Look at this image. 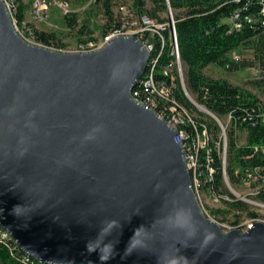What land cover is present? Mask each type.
Instances as JSON below:
<instances>
[{
  "label": "water",
  "instance_id": "95a60500",
  "mask_svg": "<svg viewBox=\"0 0 264 264\" xmlns=\"http://www.w3.org/2000/svg\"><path fill=\"white\" fill-rule=\"evenodd\" d=\"M150 58L136 36L31 44L0 0V226L46 264H264V222L210 217L178 132L133 97Z\"/></svg>",
  "mask_w": 264,
  "mask_h": 264
},
{
  "label": "trees",
  "instance_id": "16d2710c",
  "mask_svg": "<svg viewBox=\"0 0 264 264\" xmlns=\"http://www.w3.org/2000/svg\"><path fill=\"white\" fill-rule=\"evenodd\" d=\"M132 7L137 14L147 13L152 18L165 22L162 18L171 8L178 12L174 17V27L177 35L180 58L185 72V84L190 95L195 97L198 104L207 108L219 120L231 116L227 125L228 146L225 160L218 141L209 143L199 152V174L205 191L229 197L225 204L233 209L247 210L248 204L238 201L228 190L226 180L233 186L243 183L248 173L264 171V104L257 96L246 89L234 85L227 80L214 79L204 73L209 65H216L229 72L243 69H256L260 73L258 79L251 81V85L264 88V0H131ZM87 2V0H81ZM114 0H96L101 5L107 19L103 26V34L121 26L119 17L113 11ZM151 5V8L148 5ZM26 7L21 6L16 15L19 24L26 21ZM240 14L243 27L236 29L232 22L233 16ZM254 17L253 23L245 21L246 17ZM66 26L76 30L81 24L78 14L64 17ZM89 18L84 20L78 30L81 43L94 40L93 31L89 29ZM36 42L44 47L57 50L63 45L56 44V34L39 31L31 25ZM168 34V33H167ZM245 49L252 53V58H233L231 54L238 49ZM171 46L168 44L161 60L162 64L169 62ZM180 85V83H179ZM178 85V86H179ZM175 97L192 114L198 111L192 100L180 89L174 92ZM204 115L205 114H201ZM210 116V115H208ZM211 117V116H210ZM201 120L195 117L198 132L204 130L215 133V139L222 132L221 126L213 118ZM192 128V125L187 126ZM193 135L196 130L192 128ZM244 135V144L240 134ZM223 145V144H222ZM223 149V148H222ZM210 168L214 171L213 179L209 181ZM252 199L264 203V189ZM207 211V209L205 208ZM224 211L212 210L210 217L218 221ZM208 213V212H207ZM251 217H257L250 212ZM0 226V264H27L22 261L26 254L14 248L13 241L2 239ZM34 264H39L34 261Z\"/></svg>",
  "mask_w": 264,
  "mask_h": 264
},
{
  "label": "built area",
  "instance_id": "2783aa9c",
  "mask_svg": "<svg viewBox=\"0 0 264 264\" xmlns=\"http://www.w3.org/2000/svg\"><path fill=\"white\" fill-rule=\"evenodd\" d=\"M4 2L19 35L27 42L36 44L37 42L31 28L32 23L26 20L19 24L17 20L16 15L21 6L29 7L33 23L43 24L48 22L50 16L52 19V7L58 8L60 15L64 17L69 14H78L77 10L73 11L71 5L81 2V0H4ZM95 4L96 0H87V8H91ZM85 10L86 8L84 11ZM118 11L119 20L121 21L120 27L112 29L106 34H102L100 39H97L93 35L94 40L86 44L81 43L76 52L91 53L98 51L117 36H136L141 40L143 45L151 53V58L145 75L133 90V97L138 102L156 111L161 118L167 120L178 132L176 140L182 142L185 147L186 159L192 175V185L202 205L204 206L203 199L206 203L208 201L215 204L221 203L224 200H229V197H222L210 192V190L205 191L203 188L202 179L198 170L199 152L207 146L206 142H202V136L206 135L207 130H204L202 134L198 132L194 120L195 113L192 114V112L184 107L174 95V92L179 89V86L186 96L189 94L184 79L183 63L180 58L174 18L170 16L167 21L160 22L147 13L137 14L132 4L128 3H120L118 5ZM168 11L171 13V8H169ZM245 21L253 23L255 19L249 16L246 17ZM232 22L236 29L240 30L243 27V22L238 13L233 16ZM168 44L171 46L170 57L172 59L162 64L161 60L165 56L164 49ZM187 97L191 98L190 95ZM194 105L196 106L195 103ZM197 109L200 110V112H198L202 114V107H197ZM227 119L228 122H230L231 116L229 115ZM189 125H192V128L196 130L195 135H193L192 128H187ZM221 128L226 131L227 127L221 125ZM213 174L214 171L210 168V175L207 177L209 181L213 179ZM226 182L230 186L228 180H226ZM241 185L254 186L256 187V193L254 195L259 194L260 191L264 189V171L263 173L261 170L255 173H248ZM204 208H206V206H204ZM252 226L253 225L248 226L247 229ZM2 229V239L13 241L15 244L14 248L21 249L10 232L3 227ZM23 252L26 254V256L22 258L24 263L34 264L35 261L39 264H46L34 259L25 251Z\"/></svg>",
  "mask_w": 264,
  "mask_h": 264
},
{
  "label": "rangeland",
  "instance_id": "374dc122",
  "mask_svg": "<svg viewBox=\"0 0 264 264\" xmlns=\"http://www.w3.org/2000/svg\"><path fill=\"white\" fill-rule=\"evenodd\" d=\"M120 3L132 4V1L114 0L113 11L117 18L119 17L118 5ZM148 7L151 8V5L149 4ZM71 8L73 9V11L77 10L79 15V22L81 25L76 30L70 29L69 27L66 26V23L64 21V16L60 15V11L56 7H52V19L50 16V19L48 20L47 23H43V24L33 23L30 16V9L28 6H26L25 16H26V20L31 22L32 25L39 31H43L49 34L52 33L56 34L57 37L56 44L63 45V48L59 49V51L66 53H77L76 51H78L79 49V45L81 44V39L84 40L86 38V35L82 37H79L78 35V30L82 26L84 20L89 18L90 20L88 26L89 29L93 31V35L97 39H100L104 30L103 26L106 24L107 19L104 15V11L101 8V5L99 4L98 5L95 4L93 7L87 8V2H78L76 4L71 5ZM85 8L86 10L84 11ZM170 12L171 13H169L168 11L166 14H162V18L168 20L170 16L174 18L175 15L178 14V12H173L172 10ZM35 45L42 46L38 43H36ZM231 57L252 58L253 56L250 51L240 48L237 51L233 52L231 54ZM185 72L186 70L183 66L184 77H185ZM204 73L210 78L227 80L234 85L246 89L247 91L257 96L259 100L264 104V88L263 89L256 88L252 86L250 83L254 79H258L260 77V73L256 69H243L236 72H229L221 67L212 64L204 69ZM190 97L192 99L194 98L195 100L194 96L190 95ZM198 111L200 112V110ZM198 111L195 113V117L201 120H208V117L210 116H208L207 113H205L202 110L203 111L202 113L206 115V116L204 115L202 116ZM220 123L223 127H227V125H229L227 117L220 120ZM228 130L227 129L226 131L222 130V132L218 135V139H215L214 137L215 133H213L212 131H207L206 135L202 136V142H206L208 145L210 142L216 143L218 141L217 147L219 149L221 148V154L223 158H225V151L228 146V135H227ZM240 138H241V143L244 144V135L242 133L240 134ZM226 186L229 192L238 201L248 204L247 210L233 209L229 207L227 204H225L224 201L215 204L213 202H208V201L206 203V201H204L203 199V203L204 206H206L208 214H210L212 210L220 209L224 211L223 214L219 216L218 222L221 224V226L225 231H230L233 229L245 230L248 228V226L253 225L258 221L264 222V203L256 201L251 198V196H253L256 193V187L246 186V185L233 186L231 183H230L231 187L228 184H226ZM250 212H254L258 216L256 218L251 217L249 215Z\"/></svg>",
  "mask_w": 264,
  "mask_h": 264
},
{
  "label": "bare ground",
  "instance_id": "6f19581e",
  "mask_svg": "<svg viewBox=\"0 0 264 264\" xmlns=\"http://www.w3.org/2000/svg\"><path fill=\"white\" fill-rule=\"evenodd\" d=\"M193 100H194V98H193Z\"/></svg>",
  "mask_w": 264,
  "mask_h": 264
}]
</instances>
